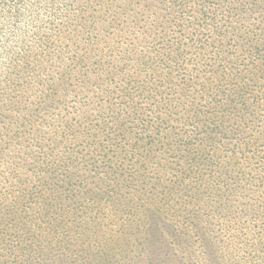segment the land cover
I'll use <instances>...</instances> for the list:
<instances>
[{"label":"trees","instance_id":"obj_1","mask_svg":"<svg viewBox=\"0 0 264 264\" xmlns=\"http://www.w3.org/2000/svg\"><path fill=\"white\" fill-rule=\"evenodd\" d=\"M0 264H264V0H0Z\"/></svg>","mask_w":264,"mask_h":264}]
</instances>
